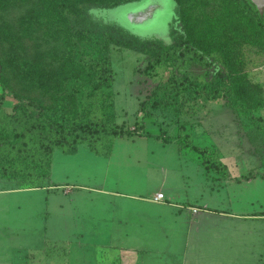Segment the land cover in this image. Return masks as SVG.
<instances>
[{
  "label": "rangeland",
  "instance_id": "obj_1",
  "mask_svg": "<svg viewBox=\"0 0 264 264\" xmlns=\"http://www.w3.org/2000/svg\"><path fill=\"white\" fill-rule=\"evenodd\" d=\"M12 3L6 10V20L14 34L13 51H8L7 43L0 40V92L4 84V106L10 109L18 100H33L41 107H49L55 104V99L49 97L50 89L62 83L66 74L73 73L68 58L69 35L63 23L47 17L48 14L36 15L39 9L35 0H19L14 6ZM94 11L102 22L115 21L136 34L165 44L188 40L199 48L188 54L191 59L179 65L172 51L157 59L110 44L115 122L123 128L143 123L156 136L147 137L144 142L173 148L175 153L168 151L154 156L166 159L169 178L174 182L179 181L175 174L180 170L177 157L189 175L188 181L203 182L208 189L203 193L205 206L191 208L183 204L181 208L193 212L197 207L208 208L224 215L225 223L218 230L211 228L216 240L211 244H234L236 247L227 250L226 256L253 258L264 264V215L261 214L264 212V129L258 121L261 118L264 125V107L247 114L231 107L229 92L208 95L203 89L214 83L213 72L217 67L221 73L235 77L236 99L243 103H264V28L259 27L254 17L244 16L235 0H184L180 7L173 0H143L114 11L97 8ZM30 27L33 29L30 35L19 37ZM49 28L50 31L44 32ZM191 83L199 86L197 92H193ZM94 108H89L91 115H95ZM66 112L72 114V106ZM139 137L143 136L114 138L115 155L127 154L125 159L132 160L141 144ZM165 137L169 142H164ZM194 146L204 152L198 153ZM78 148L82 153L67 160L60 149L53 153L50 179L57 184H77L65 198V189L59 187L56 193L49 194L47 202L44 201L47 193L40 188L19 192V195H0V225L8 227L0 228V244L33 247L31 252H24V264L44 257L51 259L65 251L60 242L74 235L62 231L58 217L60 204L71 215L78 210H90L78 194L81 189L92 191L93 187H100L103 174L100 162L95 165L89 161V155L94 156L89 151V143H82ZM209 159L226 164L227 173L205 167V160L210 163ZM134 170L111 174L107 187L138 192L158 185L155 177L145 180L139 174L140 169ZM250 171L263 175L241 183L234 181V177ZM0 186L20 188L17 181L1 177ZM192 190L198 192V186L195 184ZM45 211L51 212L55 219L48 220L46 230L42 214ZM109 260L104 263H110ZM111 264H116L115 260Z\"/></svg>",
  "mask_w": 264,
  "mask_h": 264
},
{
  "label": "trees",
  "instance_id": "obj_2",
  "mask_svg": "<svg viewBox=\"0 0 264 264\" xmlns=\"http://www.w3.org/2000/svg\"><path fill=\"white\" fill-rule=\"evenodd\" d=\"M18 1L0 0V40L7 43V50L10 52L13 51L14 34L7 24L6 10L11 2L14 6ZM35 1L39 9L36 15L45 17L48 14L47 17L64 24L69 35L68 58L73 73L66 74L62 83L50 89L49 97L55 99V104L45 108L33 100H18L7 109L4 106L5 86L2 84L4 89L0 92V177L15 180L20 188L29 189L49 184L55 149L70 155L77 152L78 145L88 142L90 151L108 156L114 138L154 136L153 131L146 130L143 123H135L133 128H123L115 122V104L111 90L114 73L108 50L110 44L145 53L157 59L172 51L179 65L192 58L188 54L194 52V49H199L188 40L165 44L156 38L136 34L115 21L102 22L94 11L95 8L114 11L143 0ZM173 1L180 7L184 0ZM235 2L244 16L254 17L259 27L264 28V12L260 13L253 0ZM40 6L42 8H39ZM181 19L184 20L183 15ZM48 31L50 28L44 29V32ZM32 32L33 29L30 27L19 37L25 38ZM169 34L172 35L173 31L170 30ZM32 77L35 79L34 75ZM213 77L212 86L203 87L208 95L227 91L230 93L231 107L241 109L247 114L264 107L263 102L243 103L235 98L233 92L235 77L221 73L217 67L214 69ZM191 85L195 89L193 92H197L196 88L199 86L193 83ZM61 99L65 101L62 102ZM70 106L74 111L72 114L66 112ZM92 106H95V115L90 114L89 108ZM143 110L144 107H141V111ZM258 121L264 129L262 119L258 118ZM164 142H169L167 137L164 138ZM193 148L198 153L204 152L198 147ZM205 161L203 164L205 163L208 169L227 173L226 164L218 159H209L210 163L208 160ZM262 175L250 171L233 179L241 183ZM261 214L264 215V212Z\"/></svg>",
  "mask_w": 264,
  "mask_h": 264
},
{
  "label": "crops",
  "instance_id": "obj_3",
  "mask_svg": "<svg viewBox=\"0 0 264 264\" xmlns=\"http://www.w3.org/2000/svg\"><path fill=\"white\" fill-rule=\"evenodd\" d=\"M145 139L147 137L141 138L140 146L136 147L137 154L132 156V160L125 159L127 154L123 151L120 153L125 155L116 156L114 145L108 156L97 155L89 150L94 154V156L88 154L89 161L95 165L100 162L103 174L100 187H93L92 191L81 189L78 194L80 200L85 202L90 210H78L75 215H71L64 205L60 204L58 217L62 231L73 232L74 236L66 237L60 242L59 245L63 246V249L65 247L61 255H55L51 259L44 257L39 259L40 261H34L35 263L28 261L29 264H106L104 262L109 259L112 260L107 264L114 260L116 264H247V262L259 264L253 258L226 256L227 250L236 247L234 244H211L216 241L213 238L214 234H211V228L218 230L219 226L225 223L224 215L220 216V213L208 208L197 207L195 212L189 208H181L183 204L191 208L204 207L203 193L208 189L204 187L202 181L201 184L188 181L189 175L179 164L178 157L177 165L180 170L175 174L179 181L174 182L171 177L169 178L166 159L154 156L155 153L174 152L173 148L158 146L152 142L146 143ZM122 150L125 151V148ZM80 153L82 152L78 148L76 153L64 154L63 158L65 160L75 158ZM130 168L140 169L139 174L145 180L150 176L155 177L158 185L151 190L138 192L118 191L115 186L107 187L111 174L115 176L116 173ZM195 184L198 186V192L193 193ZM72 186L77 184L67 182L57 184L50 179L48 187L40 189L46 191L44 201L47 202L49 194L56 193L59 188L65 189L63 191L65 198L71 192ZM52 188L57 190L51 191ZM34 189L39 188L4 189L0 186V195H19L17 193ZM159 192L163 193L164 197L155 200L154 197ZM51 198L58 199L53 195ZM42 214L45 216L43 226L46 230L48 220L51 219V222L55 219L51 212L45 211ZM4 226L8 228L6 225H0V228ZM73 238L79 240L74 241ZM27 246L29 245L0 244V264H24L26 261L24 252L33 250V247Z\"/></svg>",
  "mask_w": 264,
  "mask_h": 264
},
{
  "label": "water",
  "instance_id": "obj_4",
  "mask_svg": "<svg viewBox=\"0 0 264 264\" xmlns=\"http://www.w3.org/2000/svg\"><path fill=\"white\" fill-rule=\"evenodd\" d=\"M253 1L255 2L256 6L258 7L260 13H263L264 12V0H253ZM136 15H138V14H136ZM133 21H134V19H133Z\"/></svg>",
  "mask_w": 264,
  "mask_h": 264
},
{
  "label": "built area",
  "instance_id": "obj_5",
  "mask_svg": "<svg viewBox=\"0 0 264 264\" xmlns=\"http://www.w3.org/2000/svg\"><path fill=\"white\" fill-rule=\"evenodd\" d=\"M163 197H164V195H163V193H157L156 195H155V197H154V199L155 200H161V199H163Z\"/></svg>",
  "mask_w": 264,
  "mask_h": 264
}]
</instances>
